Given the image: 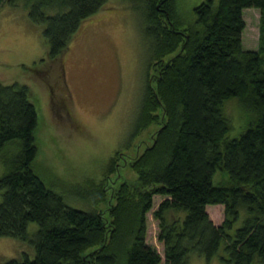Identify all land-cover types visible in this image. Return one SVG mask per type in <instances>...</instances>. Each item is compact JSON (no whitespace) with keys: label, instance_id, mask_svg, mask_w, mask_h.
Instances as JSON below:
<instances>
[{"label":"trees","instance_id":"trees-1","mask_svg":"<svg viewBox=\"0 0 264 264\" xmlns=\"http://www.w3.org/2000/svg\"><path fill=\"white\" fill-rule=\"evenodd\" d=\"M103 1L24 0L30 19L42 23L46 58L57 62L80 20ZM145 3L153 71L131 135L152 122L157 126L128 161L132 180L112 185L119 164L114 155L121 154L116 149L103 176L77 191L89 208L65 203L46 184L27 84L0 80V235L19 237L33 249L32 256L23 252L6 264H185L190 252L208 258L220 244L221 258L231 264H264V0H200L186 25L176 23L173 0ZM249 5L258 9L254 48L241 41L242 8ZM55 69V84L47 81L51 105L70 117L67 92L54 93V86L62 87L59 79L68 89L62 66ZM231 94L247 113L230 135L222 106ZM153 193L161 195L151 213L162 256L144 239V211ZM207 203L223 205L218 223L208 216ZM29 220L37 227L28 234Z\"/></svg>","mask_w":264,"mask_h":264},{"label":"rangeland","instance_id":"rangeland-1","mask_svg":"<svg viewBox=\"0 0 264 264\" xmlns=\"http://www.w3.org/2000/svg\"><path fill=\"white\" fill-rule=\"evenodd\" d=\"M199 1L173 0L176 23H190L192 6ZM242 15V44L254 48L258 9L244 6ZM146 25L145 0H104L80 20L59 50L56 62L46 58L42 23L30 19L24 0L0 3V80L27 84L28 97L37 116L36 159L45 166V173L40 174L69 205L83 209L92 206L83 203L77 191L91 187L88 179L97 182L103 176L107 159L116 149L121 154L114 155L119 164L118 177H114L112 185L116 186L121 178L132 180L135 172L128 161L149 142L150 133L157 126V122H152L131 135L145 79L153 71L149 62L154 40L148 35ZM40 58L46 62L39 69L43 63ZM56 63L62 66L68 89L59 79L62 87L54 86V93L60 96L61 90L67 92L70 117L61 106L56 114L57 107L51 105L47 81L53 80L51 83L55 84ZM38 69L40 73H36ZM222 110L230 122L228 134H236L245 123L246 109L231 94L223 101ZM113 175L109 173L110 178ZM160 198L161 195L153 193L151 205L144 211V239L162 256L163 245L156 238L157 221L151 213ZM105 203L102 200L96 205L102 207ZM205 209L214 223L222 219L221 203H207ZM238 223L239 220L234 225ZM36 227V221L29 220L27 233ZM23 252L32 256L31 244L16 236L0 235V264H6L10 257L21 258ZM223 254L220 244L208 258L190 252L185 264H231L221 258Z\"/></svg>","mask_w":264,"mask_h":264}]
</instances>
